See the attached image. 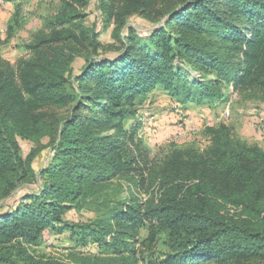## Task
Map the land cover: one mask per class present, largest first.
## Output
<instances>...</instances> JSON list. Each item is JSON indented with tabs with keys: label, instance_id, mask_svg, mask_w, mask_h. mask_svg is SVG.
<instances>
[{
	"label": "trees",
	"instance_id": "obj_1",
	"mask_svg": "<svg viewBox=\"0 0 264 264\" xmlns=\"http://www.w3.org/2000/svg\"><path fill=\"white\" fill-rule=\"evenodd\" d=\"M99 2L106 22H112L117 30L135 16L151 26L169 18L145 39L129 28L125 50L113 63L87 61L83 79L96 74V79L102 81L96 85L99 90L94 96L84 95L81 99L104 108V120L90 117L76 124L75 111L68 120L48 122L46 113L41 112L70 100L63 87L69 65L66 45L64 50L53 52L46 47L51 42L40 41L30 47L34 54L31 59L16 63L15 72L11 68L7 73L0 70V264H57L35 260L24 253L18 254L17 261L9 256L18 241L35 243L47 228L59 226L61 231H72V226L61 218L74 208L86 189L137 174L143 182L145 169L131 154L132 147H138L134 129L122 131L118 124H112L118 135L111 141L96 135L116 119L134 117L126 110H109L119 105L123 94L118 90L119 70L133 71L126 84L131 91L124 98L126 102L141 87L151 86L153 79L183 102L221 99V85L245 89L256 84L264 86V0H229L232 15L224 19L206 9V0H181L172 7L171 0ZM81 18L76 10L63 9L55 25L70 26ZM243 22L251 29L241 30ZM173 25L179 28L176 34L169 30ZM97 48L94 44L92 52L96 53ZM140 51L146 54L134 59ZM183 61L212 73L213 78L189 80L174 64ZM106 102L110 105L105 106ZM211 134L203 159L183 161L177 152L163 168L147 175L158 180L160 186L151 209L142 214L141 206L129 207L125 212L109 213L98 229L81 230L82 245L90 236L93 242L112 249L116 260L82 258L74 264H129L123 257L133 252L128 238L145 221L151 229L167 232L175 252L173 261H264V152L233 143L225 127ZM44 136L49 139L48 145L22 156L18 140L39 142ZM46 148L51 151L49 163L36 172L33 163ZM32 186H37V191ZM228 207L234 209V214H229ZM115 223L121 227L116 231ZM107 233L109 241L105 239Z\"/></svg>",
	"mask_w": 264,
	"mask_h": 264
},
{
	"label": "rangeland",
	"instance_id": "obj_2",
	"mask_svg": "<svg viewBox=\"0 0 264 264\" xmlns=\"http://www.w3.org/2000/svg\"><path fill=\"white\" fill-rule=\"evenodd\" d=\"M180 1L171 0L169 6H176ZM228 1L206 0V9L212 10L214 15H221L222 19L228 18L232 15L229 14ZM81 2H85L84 5ZM100 7L99 0H0V70L7 73L11 68L15 72L16 63L31 59L34 54L30 47L40 41L51 42L46 47H51L53 52L57 49L64 50V47L68 46L66 58L69 65L63 76V87L71 101L61 107L49 106L42 109L41 112L46 113L48 122L58 118L68 120L75 111L76 124L90 117H94L96 121L104 120V108H97L92 103L86 104L85 100L81 99L84 95L94 96L99 90L96 85L102 81L96 79V74L83 79L87 61L102 60L113 63L125 50L129 28L137 37L145 39L169 18L166 17L158 25L151 26L135 16L126 26L117 30L112 22H106ZM70 8L80 13L82 18L70 26H56V16L63 9ZM158 9L164 11L162 8ZM243 24L241 30L252 27L247 23ZM178 29L173 25L169 30L171 34H176ZM94 44L98 45L96 53L92 52ZM145 54L140 51L134 59H140ZM174 64H177L189 80L208 81L213 78L212 73L194 67L192 63L183 61ZM124 72L121 69L116 75L120 84L118 90L123 93L119 97V105L111 106L109 110H126L133 112L134 117L116 119L113 123L104 125L96 135L107 137V140L111 141L118 135V129L112 124H118L122 131L134 129V143L138 144V147H132L131 154L141 169H145L142 174L143 182L137 174L113 178L86 189L75 201L74 208L61 218L63 223L72 226V231H61V228L56 226L53 229H45L35 243L18 241L10 253L11 260H19L22 253L35 260L57 264H74L75 260L82 258L88 261L115 259L112 249H107L100 242H93L90 236L86 238L87 243L82 245L81 230L85 227L98 229L100 221L108 218L109 213L125 212L127 208L135 209L136 206L142 207V214L151 209V201L157 196L160 186L158 180L147 175L163 168L165 162L171 160L172 155L177 152L183 161L189 158L195 161L203 159L202 152L212 141L211 131L220 126L228 129L229 138L233 143L256 147L264 152V86L256 84L245 89L234 84L221 85V99L183 102L165 91L161 84L153 79L151 86L147 89L141 87L130 102H126L124 98L131 92L126 84L133 71ZM79 83L82 93H79ZM144 84L145 82L141 85ZM104 105L110 104L106 102ZM18 142L20 152L25 157L40 145H48L49 139L44 136L39 142ZM50 155L48 148L42 150L33 163V169L36 172L44 169L49 163ZM32 188L35 191L38 189L37 186ZM228 212L232 215L235 211L228 207ZM148 224V221H145L131 233V238H128L133 252L124 253L123 257L129 264H264V261L251 260L233 263V260H226L219 263L187 262L178 258L173 261L171 258L175 252L167 232L153 230ZM118 225L120 224H113L115 231L121 228ZM105 239L109 241L108 233ZM74 254L79 257H74Z\"/></svg>",
	"mask_w": 264,
	"mask_h": 264
}]
</instances>
